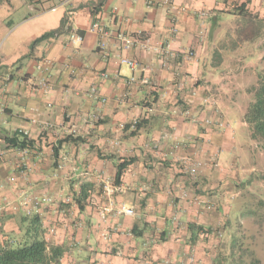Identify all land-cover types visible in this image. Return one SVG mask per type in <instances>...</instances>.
<instances>
[{"label":"crops","instance_id":"crops-1","mask_svg":"<svg viewBox=\"0 0 264 264\" xmlns=\"http://www.w3.org/2000/svg\"><path fill=\"white\" fill-rule=\"evenodd\" d=\"M96 19L147 48L122 50L108 38L100 49L89 29ZM72 29L81 43L69 40ZM263 42L264 0H0V247L3 234L20 232L21 216L37 213L46 241L72 260L86 251L99 260L102 251L103 264H181L190 253L206 262L210 235L191 242L188 224L212 230L231 209L250 154L244 114L256 84L239 73L256 74ZM166 46L169 54L155 49ZM44 53L48 72L36 68ZM132 74L153 85H129ZM25 76L44 78L46 88ZM91 84L104 102L88 95ZM19 130L29 146L8 142ZM186 157L199 162L197 176L185 172ZM130 158L115 184L116 165Z\"/></svg>","mask_w":264,"mask_h":264},{"label":"rangeland","instance_id":"rangeland-1","mask_svg":"<svg viewBox=\"0 0 264 264\" xmlns=\"http://www.w3.org/2000/svg\"><path fill=\"white\" fill-rule=\"evenodd\" d=\"M262 44L264 45V42ZM247 70L248 73L246 71L239 73L241 79L247 80L248 85L257 84V73L264 72V55L256 65V74L252 72V68ZM254 86L248 87L249 96H252L251 88ZM241 134L245 139V134ZM242 161L240 174L244 176L238 179L237 193L230 206L231 209L227 213L228 216L224 217L218 226L212 228L209 247L204 252L206 262L201 261L200 264H250L254 258L257 264H264V140H252L250 154ZM115 250L118 248L113 247L110 253L118 256ZM89 253L86 251L85 255H77V258L72 260L69 258L70 251L67 249L64 262L66 264H103L106 259L104 252L101 251L99 260L92 261ZM189 258H194L192 264H199L192 253L187 255L181 263Z\"/></svg>","mask_w":264,"mask_h":264},{"label":"trees","instance_id":"trees-1","mask_svg":"<svg viewBox=\"0 0 264 264\" xmlns=\"http://www.w3.org/2000/svg\"><path fill=\"white\" fill-rule=\"evenodd\" d=\"M58 31L59 30L55 29L43 33L31 42L30 48L44 38L58 33ZM251 89L253 99L247 106L244 120L249 130V138L251 140H264V72L257 73V84ZM134 126L138 128V122L134 124ZM77 139L82 140V138ZM65 140H68V137L60 141L62 142ZM8 142L12 146L24 148L29 146L32 140L18 131L8 139ZM54 152L55 154L57 153L56 148ZM132 161V158L124 159L116 165L114 174L115 184L121 182L124 169ZM85 191V186H82L79 194L74 197L80 210L82 209V200L87 197ZM20 222V232L17 235L3 234L2 236L3 241L0 247V264H66L64 260L66 259L65 253L67 248L64 245L51 244L46 241L42 222L37 213L21 216ZM135 228L136 226H133L132 230ZM188 228L191 232L189 237L191 242L197 239L198 234H203L205 237H208L213 232L210 228L192 223L188 224ZM257 263L256 258H254L250 264Z\"/></svg>","mask_w":264,"mask_h":264},{"label":"built area","instance_id":"built-area-1","mask_svg":"<svg viewBox=\"0 0 264 264\" xmlns=\"http://www.w3.org/2000/svg\"><path fill=\"white\" fill-rule=\"evenodd\" d=\"M148 4L152 5V4H170V0H148ZM198 15L202 18L207 16V11L206 10H200L198 12ZM72 17H73V11L69 10L67 11V23L70 24L72 22ZM90 30H93L95 32H97V34H99V36H101L102 40H99V42L97 43V46L100 49H105L106 46V39L108 38H113L115 39V41L118 44V48L125 50V49H129V48H133V47H142L143 49H146V45L143 43L142 38L139 35H133L130 33H127L125 31L122 30H116L113 31L109 28H107L106 26H104L99 20H94L89 27ZM69 40L74 41V42H78L81 43L83 40V37L81 34L76 32V29H72L70 31V35H69ZM157 51H159L162 54H169L170 50L169 48L166 47H156L155 48ZM186 57H190L191 56V51H187L184 54ZM120 62L126 64L130 69L132 70H136L138 69V63L135 60L132 59H128V58H122L120 57ZM52 65V61L48 58V56L44 53L41 57H39V59L37 60L36 63V68L38 70L41 71H45L48 72L49 68ZM99 77L101 78H107L108 77V73L103 71L98 73ZM25 81L32 87L35 88H46V80L44 78H37L34 76H25ZM129 85H134V84H142V85H153L150 82V78L145 76V75H140V76H136L134 74L130 75L127 78L126 81ZM88 95L100 102H104L105 98H103L99 92L98 89V85L97 84H91L89 89H88ZM209 122V121H208ZM137 123V120L133 121V126L134 124ZM218 125L220 126L221 123L219 122ZM19 132L23 133L24 135L26 134L24 131L19 130ZM183 165L185 168V172L193 177L197 176V169L199 166V162H197V160L191 158V157H186L183 160ZM43 201H51V198L49 197H45L42 199ZM40 202L39 199L35 200V203ZM110 210L108 208H104L103 211L101 212L103 217L104 214L109 212ZM117 212H122L124 214H128V215H132L133 214V209L132 208H124L121 207L120 209L117 210ZM193 263V259L189 258L187 261H183L181 264H192Z\"/></svg>","mask_w":264,"mask_h":264}]
</instances>
